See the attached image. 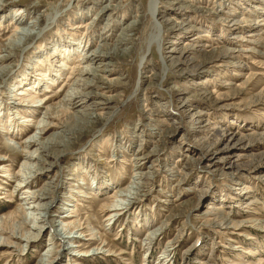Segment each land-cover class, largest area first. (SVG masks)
<instances>
[{
  "label": "rangeland",
  "instance_id": "374dc122",
  "mask_svg": "<svg viewBox=\"0 0 264 264\" xmlns=\"http://www.w3.org/2000/svg\"><path fill=\"white\" fill-rule=\"evenodd\" d=\"M97 1L3 0L2 13L24 10L31 12L32 18H41L37 31L41 35L37 37L46 49L50 48L47 51L50 54L53 41L59 39L75 43L64 48L70 50V55L78 51V46L86 54L104 25L111 23L112 27L125 22L114 36L107 33L109 40L104 44L114 47L121 30L133 22L137 5L144 11L149 0H110L113 10L102 15L105 21L100 28L94 27L99 29L95 32L93 20L100 17ZM159 13L165 26L163 49L160 51L157 44L147 46L151 18L142 16L129 33V54L112 61L114 72L107 78L115 84L109 90L102 83L98 88L86 89L83 82L88 76H81L82 68L88 71L94 68L87 62L80 64L74 60L67 70L61 67L62 56H58L52 58L53 65L47 62L48 66L42 60L44 56L36 57L34 38L24 42L25 46L4 64H12V68L0 81V167L7 163L4 157L9 164L8 169L4 168L9 171V178L0 172V218L15 212L20 215L21 208L33 206V191H43L50 181L54 182L59 198L65 196L61 204L56 200L51 211L66 216L63 222L70 221L82 236L69 247L78 244V252L82 254L97 248L105 251L99 256L61 262L67 258L66 250L56 243L54 249L62 250L59 264H161L167 245L176 241L172 260L166 264H264V0H161ZM4 20L0 19V61L7 55L4 46L15 34L14 22ZM175 24L186 30L172 29ZM146 48L147 77L141 85L142 55ZM184 49L188 59L194 61L193 66L201 65L188 73L185 67L171 69L161 86L162 57L167 59L168 66L180 59L184 62L180 56ZM172 50L175 53H170ZM218 56L222 57L220 61H212ZM44 70L48 75L60 76L52 85L51 77L47 78L40 91L19 96L18 88L40 79L35 75L43 74ZM8 85L14 88L7 91L5 98L1 93ZM136 90V97L128 101ZM82 91L112 98L114 102L108 110L101 111L109 116L119 107L117 116L100 134L97 130L106 119L96 124V129L80 135L67 149L57 148L62 154L50 174L36 179L30 191L18 187L23 156L8 143L6 133L2 132L4 126L16 124L8 137L22 143L35 134L36 123L43 120L49 107L54 112L59 109L63 122L74 126L70 114L62 108L70 94ZM16 95L26 107L15 109L13 104L6 103ZM40 100L44 105L31 117L26 110L32 109L27 105ZM184 103L187 105L182 108ZM198 115L200 124L193 125ZM25 117L31 119L27 125L23 124ZM55 131L49 130L42 138ZM172 131L175 132L171 134ZM229 137H235L234 142L243 139L251 145L246 151L238 148L233 153L241 156L238 162H233L236 171L227 170L236 157L227 165L207 169L204 157L209 155L208 148L214 147L216 151L226 148ZM154 152L156 155L150 160L140 162L141 166L136 164V159ZM259 165L263 168L254 172L252 167ZM138 171L145 177L143 196L137 198L131 216L127 213L109 226L107 218L112 213L108 206L116 190L128 187ZM227 172L230 175H225ZM21 191L29 197L27 207L21 205ZM123 203L114 204V208ZM69 205L73 210L65 214ZM209 207L211 210L206 211ZM36 211L37 208L32 210V214ZM226 219L235 226L226 230ZM218 223L223 226L219 230L215 226ZM156 228H163L164 233L155 238L148 250L145 240ZM51 231H45L41 235L43 241L33 244L24 254H11L7 248H0V264H37L48 248L45 242ZM191 247L195 248L186 256Z\"/></svg>",
  "mask_w": 264,
  "mask_h": 264
},
{
  "label": "bare ground",
  "instance_id": "6f19581e",
  "mask_svg": "<svg viewBox=\"0 0 264 264\" xmlns=\"http://www.w3.org/2000/svg\"><path fill=\"white\" fill-rule=\"evenodd\" d=\"M107 2H109V3L106 4ZM111 2L112 1H110V0H98L97 1L96 5L99 7V10H100L99 16L100 17L97 19V21H96V18L93 20V23H94L93 29L94 30H95L94 27L100 28V24L103 23V21H105V19L104 20L102 19L103 18L102 15L106 11L113 10L112 9L113 6L111 5ZM160 4H161V0H149L148 1V7L144 11H142L143 8L141 9L137 5V7L135 8V11H134V15L132 16L133 22L130 23L129 25H127V27H124L123 30H121L122 33L117 38V40L114 42L115 44L112 45L114 47H107V45L104 43L109 40L110 33L114 36V34L116 33V30L118 28L122 27L123 25H125V22L123 24L122 23H120V24L116 23V24L112 25V27H111V23H107L102 28V30H101L102 32L99 34L100 36H99L98 40L96 39L97 40L96 43L92 42L93 45L90 46V49L87 51L86 54H83L84 49L81 50V46H78V49H77L78 51H76V52L72 53V55H70V50L64 49V48L69 47V46H75V43H72V41L65 42V41H63V39L53 41L54 49L51 51L52 54L48 53L47 51L50 48L46 49L44 46V43L43 42L41 43L40 41H38L39 37H37V36L41 35V33L37 32L39 30L41 18H38V17L32 18L31 17L32 13L31 12L29 13V12L24 11V10L22 11V10H14L13 9L14 11L11 10L8 13H2V11H3V7H2L3 0H0V19L3 18V19H5L4 21H6V22H9V21L11 23L14 22L13 24L15 27V34L9 40L8 44H6L4 46L5 52L7 53V55L4 53L6 56H3L1 61H0V65H1L0 66V81H3L4 77L8 73H10L9 70H11V68H12L11 67L12 64L8 65V66H4V64L6 62L10 61V58L13 57V55H15L16 51L21 50L25 46V45H23L24 42H27V41L31 40L32 38H34L35 45L37 47L36 49H38V53L36 54V57H38V55L41 54L40 58H42L44 56L42 60L45 63L48 62L49 64H52V58L62 56L61 67H65L67 70L70 69L69 63L74 61V60H76L74 62L78 61V62H80V64L83 61L87 62V63L91 64V66H94V68H92L89 71L84 70L82 68V71H81L82 75L81 76L82 77L88 76L87 78H84L85 81L83 82L86 89L87 88L91 89L93 87L98 88L99 83H102L103 85H106L107 86L106 88L109 90L111 88V86H114V84H115L114 81L108 80V78H107L108 75H111L114 72V70H112V67L114 66L112 64V61L115 60L117 56H127L129 54L130 49L128 48V45L130 42H128V41H129V38H131V37H129V33L136 28V26L139 24V22H141L140 18L142 16L148 15L151 18V31H150L149 37L147 39V46L157 44L159 46L160 51H161V47L163 49V43H164V36L163 35L165 33V31H164L165 26L160 21V18H159ZM52 18H50V20H52ZM167 21L169 23L170 20H167ZM22 25H25V26H23V28H22L21 27ZM173 28L175 30H180V31L186 30L182 25H179V24H177V25L175 24V26H173L172 29ZM98 31H99V29L95 30V32H98ZM94 33L92 32V35H91L92 37H95ZM107 33H109V35H107ZM71 36L74 37L75 35L71 34ZM50 44H52V43L50 42ZM67 44H68V46H67ZM104 45H106V46H104ZM60 48H62V49H60ZM147 51L148 50L146 48V50L144 51V53L142 55V61H143V63H142L143 64L142 74H141L142 76H141V81H139V84H141V85H142L144 79L146 80V77H147L146 76L147 72H146V68H145V65L148 62L147 59H145V57L147 55ZM174 51L175 50H172V51H170V53L171 52L175 53ZM185 51H186V49H184V51L180 55L181 57L184 58V62H181L182 59H180L179 61L172 62L170 66L167 65V59L162 57V69H161V75L162 76H161V81H160L161 86L165 80L164 77L168 74L169 71H171V69L182 70L185 67L187 72L186 71H184V72L188 73V72H190V71H188L189 69L194 70L196 67H199L201 65L198 63L196 66H193L194 61L192 59H188V56H187L188 54ZM177 53H178V51H177ZM231 53H233V52H231ZM228 54H229V52H228ZM70 58H73V59H70ZM221 58L222 57L218 56V57H215L212 61L217 62ZM215 59H216V61H215ZM171 60L173 61L174 58H172ZM43 61H40V62H43ZM48 63H47V65L50 66ZM65 63H67V65H65ZM74 68H76V67H74ZM46 70H47V68H46ZM46 70L43 71V74H41L39 72L41 75H35V77L38 76L40 79L35 78L34 80L29 82L28 86L19 87L18 89H20V92L19 93L17 92L18 95L19 96H27V95H29L28 93H30L31 91L32 92L33 91L37 92V90L40 91V89H42L44 86V85L42 86L41 83L47 81V78L51 77V80H49V81H51L50 85H52L53 82L55 81V78L57 79L58 76H60V75H58V76L57 75H48V72ZM36 71H38V69ZM41 72H42V70H41ZM119 82L122 83V81H119ZM22 84H23V81L20 82V85H22ZM80 86H83V84L82 85L80 84ZM13 88L14 87H10L8 85V87L3 88L1 95H3V97L7 98V96H5V94L8 93L7 92L8 90L13 89ZM106 88H104V89H106ZM137 93H138V90H136L133 93V96L130 97L128 99V101L132 100L133 97H136ZM8 97H9V95H8ZM68 98H69V100H65L66 104H65V106H63L62 110L66 114L67 113L70 114L69 118L71 119V121L74 122V126L73 125L69 126L70 125L69 123L63 122L64 117H63V115L60 114L61 111H59V109L56 112H54L52 109H49L50 107L48 108L47 112L44 114L43 120L41 119L40 122L36 123L37 125H36L35 134L33 136H30L29 138H27L22 143L18 142L17 140H12L8 137L10 135V130L12 131L14 129L13 126H15L16 124L10 125L9 128L7 126H4V128H3L4 130L2 132L4 134L6 133L8 143L12 146V149L19 150V152L23 156V161L20 165L21 170L19 172V174L21 173V175H19L21 177V181H19V182H21V184L18 187L23 188L25 190L29 189V191H30V188L34 187L33 182L36 179L38 180V178H41V177L43 178L46 173L50 174V169H52V167H54L55 161L57 159H59V157L62 154V151L56 150L57 148L59 149V148L63 147L65 149H67V147H69L75 139H78L80 135L83 136V135H85V133H89L90 130L96 129V124H98L102 121L104 122L106 119L104 126H102L101 129L97 130V132L100 134L102 132V130L106 126H108L110 121L114 117L117 116L118 111L120 110L119 107L117 109H114L113 112L109 116H107V114H105L104 111H101V110H108V108L110 107V105L114 101L112 100V98H106L104 96V94L99 93V92L93 93L91 91H89V92H83L82 91V93L80 92V93L70 94L68 96ZM98 99H101V100H98ZM2 100H4V98ZM7 102L9 104H13V107H16L15 109H18L17 107H22V108L26 107V106L22 105L23 103L20 102V99L17 98V95H16V97L12 96V99L11 98L8 99V101H6V103ZM31 102L32 103H30V105L28 104L27 107L32 109V111L26 110V112H27V114H29L32 117L38 111L39 107H42L44 104H43V101H41V100L39 102H34V101H31ZM4 105H6V104H4ZM186 105L187 104L184 103L182 105V108L186 107ZM196 118H194L195 122L193 125L200 124L201 115H198ZM30 121H31L30 118L25 117L23 124L29 123ZM18 123H20V122L18 121ZM25 125H27V124H25ZM11 126H12V128H11ZM48 129L49 130L54 129L57 131H55V133H53L48 138H42L45 135V133L49 131ZM194 129H196V128H194ZM173 132H175V131H172L171 134H173ZM17 137L18 136H16V138ZM234 139H235V137H229L228 144H227L226 148H224L222 150L216 151V148H214V147L208 148V154L209 155L204 157L205 158L204 160H206L208 163L205 165V167L207 169L211 170V169L217 167L219 164L227 165V164H229L230 160H232L233 158L236 157L235 161H232L231 164L228 166V169H227V170H230L232 172L236 171V168H234L233 162H238V160H240L241 156H239L240 158H238L237 157L238 155H235L233 153L235 151H237L238 148L241 151H246L249 148H251V145L246 144L245 140L243 141V139L239 140L238 142H234ZM155 155L156 154L154 152V154L152 153L149 156L142 157L140 159H136L137 162L136 161L135 162H136V164H139V166H141L140 162H143L146 160L148 161V159L150 160ZM221 155H223V156H221ZM51 159H54V162H52ZM216 159H218V160H216ZM3 160L7 163L0 167V172L2 173V175L1 174L0 175L4 176L5 178H7V177L9 178V176H7L9 174V171L5 170L9 165L8 161H7L8 159L4 157ZM200 164H201V162H200ZM137 168H138V166H137ZM252 168H253L254 172H258L263 168V166L259 165L257 167H252ZM139 172L140 171H138L137 174H134V176L132 177L131 183L129 184L128 187H126L125 189L119 190V191L116 190V192L114 194V200L112 203H110L111 205L108 206L110 213H112L109 216V218H107L108 219L107 222H109L108 223L109 226L114 225L115 222L119 218H121L123 215H125L127 213L130 214V215L127 214L128 216H131L132 212L130 213V211L132 210V208L134 206H136L135 203H136L137 198L139 196H143V195H141V193L145 189L146 182H145L144 174H142L141 172L139 173ZM3 173H6L5 174L6 176ZM227 173H225V175H230V172H227ZM231 174H234V173H231ZM169 175L171 176V178L175 177V174H169ZM49 182L47 183V185L45 186L43 191H41V192L40 191L38 192L37 190L33 191L32 196H33V200L35 201V202H33L34 204L32 203L33 206H30L26 209L21 208L20 213H19L20 215L16 214V212H15L13 214L10 213L11 215H9V216H5V217L0 218V248H7V252L9 251V253H11V254H17V253L18 254H24V252L27 251L33 244H37V243H40L41 241H43L44 238H42L41 235L45 231L52 230L51 232H53V233L48 235V237L46 238L47 239L46 242L44 241L45 246H47L48 248L46 247L47 248V249H45L46 251L41 256V258L37 264H59L60 263L59 261L63 258V257L62 258L60 257L61 256L60 252L62 250L56 251L57 249H54V244H56V243L60 245L59 246L60 249H62L64 247L65 249H63V251L66 250L67 258L61 262H69V261L71 262V260H74V259L79 258V257L80 258L81 257H88V256L92 257V256H96V255L99 256V255L105 254L104 253L105 251H102V249H100V248H97L98 250H93L89 254H82V253L78 252V249H79L78 244L76 246L69 247L70 245H74L73 242L75 239L76 240L78 238L80 239V238H82V236L78 234V232L76 231L77 229H75L74 225L72 223H70V221H69V224L63 222V218H65L66 216L60 217V216H58L57 212L51 211V210H54L56 207V205H54V204H56V200H58L59 204H61L64 201L65 196L60 195V198H59V196H58L59 194H58V191L56 192V187H55L54 182H50V183ZM23 183H25V184H23ZM21 193H22V191H21ZM15 194H17V192ZM22 194H23V196L20 197V202H21V205L25 206L26 203L29 201V197L26 196L24 193H22ZM70 198H72V197L70 196ZM70 198H67V200H70ZM31 201H32V199H31ZM119 202H124V203L122 204V206L120 208H118V207L114 208V204H119ZM26 207H27V205H26ZM59 207H60V205L58 206V208ZM66 207H67V208H65L66 212H64L65 214L66 213L68 214L71 210H73L72 209L73 206L69 205ZM68 207H70V208H68ZM36 208H37V211L34 215V214H32L33 213L32 210H34ZM210 210H211L210 207L206 209V211H210ZM29 212H31V213H29ZM61 214H63V213H60V215ZM146 223H148V222L146 221L145 224ZM218 224H215V226L219 230L223 226L220 223H218ZM231 225L235 226V225H233V223H231L229 220L226 219L225 229L229 230L231 228ZM163 233H164L163 228H156L155 230H152L149 232V234L147 235L148 237L145 240V241H147L146 246H147L148 250H150L152 243L155 240V238L161 236ZM177 244H178V242L176 241V242H171L167 245L166 250H165L163 256L161 257V259L163 258L161 264H166L171 259L172 254H173L174 250L176 249ZM67 247H69V248H67ZM194 248L195 247H191L185 253V255L190 256V253L193 251ZM86 252H89V251H86ZM19 258L22 259V257H19ZM21 262L24 263V260H21Z\"/></svg>",
  "mask_w": 264,
  "mask_h": 264
}]
</instances>
